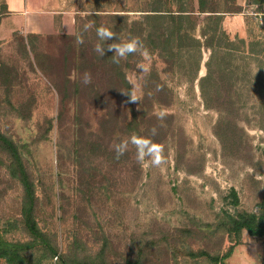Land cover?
Wrapping results in <instances>:
<instances>
[{
	"label": "rangeland",
	"instance_id": "374dc122",
	"mask_svg": "<svg viewBox=\"0 0 264 264\" xmlns=\"http://www.w3.org/2000/svg\"><path fill=\"white\" fill-rule=\"evenodd\" d=\"M143 5L74 0L71 33L0 35V134L21 151L38 227L68 264H213L190 253L221 256L230 249L225 264H261L264 239L245 230L234 235L228 217L259 213L264 196V82L239 81L234 103L208 109L198 80L182 81L144 52L141 40L132 57H120L119 73L95 51L100 41L90 17L121 15L130 23ZM249 40L264 48V30L253 24ZM126 41L123 34L111 44ZM209 54L202 51L198 78L207 73ZM250 66L252 76L257 66ZM152 71L169 90L148 92ZM120 141L127 148L117 157ZM22 201L0 146V231L7 240H29Z\"/></svg>",
	"mask_w": 264,
	"mask_h": 264
},
{
	"label": "trees",
	"instance_id": "16d2710c",
	"mask_svg": "<svg viewBox=\"0 0 264 264\" xmlns=\"http://www.w3.org/2000/svg\"><path fill=\"white\" fill-rule=\"evenodd\" d=\"M237 10L235 0H144L143 7L137 10L142 14L130 23L127 22L128 17L121 15L105 17L96 14L90 18L94 19L96 32L98 28H105L114 34L105 41L103 54V57L109 59L111 67L114 65L115 69L121 72L117 66L121 63L120 56L115 55V52L106 46L107 43L110 45L111 41L121 39L123 34L127 35V39L136 37L142 41L144 52L163 59L169 70L180 75L182 81L192 85L198 80L203 103L210 109L214 108V102L219 105L234 103L235 95L232 90L239 81H242L244 86H248L250 82L246 81H251L254 77L264 82V48L255 41L231 39L223 30L224 14ZM107 19H113V25ZM199 27L201 31L198 35ZM203 50L210 53L206 62L207 73L198 78ZM134 52L127 55L132 57ZM250 64L257 66V71L252 76L249 75L253 71ZM239 72L242 75H239ZM146 81L148 92L169 90L164 82H154L153 71ZM124 82L128 87L126 80ZM261 85L264 87V83ZM238 96L246 102L247 96ZM224 112L229 115L236 113L231 110ZM0 146L9 154L13 177L17 178L23 190L21 223L29 236V240L24 242L10 241L0 231V264H50L54 258H57L60 264H68L38 227L35 217V186L26 171L19 147L2 134ZM231 198L233 205H237L239 199L236 191H231ZM259 208V213H237L234 217H228L230 231L239 235L245 230L252 237L264 239V196ZM231 255L232 249L221 256H211L205 251L190 253L192 258H208L213 264H225L224 261ZM261 264H264V260Z\"/></svg>",
	"mask_w": 264,
	"mask_h": 264
},
{
	"label": "crops",
	"instance_id": "0c3cea01",
	"mask_svg": "<svg viewBox=\"0 0 264 264\" xmlns=\"http://www.w3.org/2000/svg\"><path fill=\"white\" fill-rule=\"evenodd\" d=\"M0 35L71 33L75 29L78 12L74 0H4ZM236 12L224 14L223 30L231 39L249 40L255 24L264 30V0H235Z\"/></svg>",
	"mask_w": 264,
	"mask_h": 264
},
{
	"label": "clouds",
	"instance_id": "9594fccd",
	"mask_svg": "<svg viewBox=\"0 0 264 264\" xmlns=\"http://www.w3.org/2000/svg\"><path fill=\"white\" fill-rule=\"evenodd\" d=\"M113 32L109 31L105 28H98L97 29V38L100 41L96 46H95V51L98 52L101 56L104 54L105 51V41L108 40L113 36ZM80 38L79 36L77 37V43H80ZM140 41L136 37H129L126 42L123 43H117V46L113 47V44L108 45V48H114L115 49V54L124 57L129 53H132L136 50L138 47ZM90 75L88 73H85L84 75V83L87 84L90 82ZM133 101L137 100L135 97L131 98ZM132 143H136V141L133 139L131 141ZM139 147V145H138ZM115 152L117 157L120 155H123L124 151L127 148V142L125 141H120L118 144L114 146Z\"/></svg>",
	"mask_w": 264,
	"mask_h": 264
}]
</instances>
